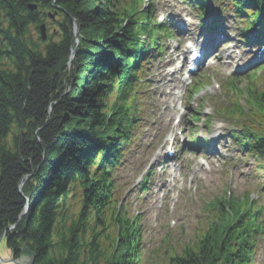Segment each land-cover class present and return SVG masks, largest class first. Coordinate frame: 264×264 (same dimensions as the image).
Returning <instances> with one entry per match:
<instances>
[{"label": "trees", "instance_id": "16d2710c", "mask_svg": "<svg viewBox=\"0 0 264 264\" xmlns=\"http://www.w3.org/2000/svg\"><path fill=\"white\" fill-rule=\"evenodd\" d=\"M181 1L201 20L215 2L242 20L244 35L264 30V0ZM143 4L0 0V236L15 259L26 247L35 264H145L138 222L118 207L115 174L134 140L148 70L176 31ZM238 80L219 114L257 160L264 188V85L256 75L246 86ZM246 200L205 205L194 243L159 263L254 264L264 223Z\"/></svg>", "mask_w": 264, "mask_h": 264}, {"label": "rangeland", "instance_id": "374dc122", "mask_svg": "<svg viewBox=\"0 0 264 264\" xmlns=\"http://www.w3.org/2000/svg\"><path fill=\"white\" fill-rule=\"evenodd\" d=\"M150 3L155 5L154 18L157 22L169 21L178 31L184 30L187 33L175 37L174 41L165 39V52L148 70V87L143 90L141 111L139 114L133 112L138 122L134 124L136 127L133 130L131 151L122 161L116 183L120 185L118 207H122V215L138 222L143 237L144 263L160 264L157 256L167 250L178 251L184 245L194 243L197 239L196 231L202 230L205 224L204 206L218 198H227L232 194L242 200L248 194L258 203L256 206L262 209L259 218L264 223L263 177L258 170V162L237 150L228 137L229 132L235 128L227 123L224 114H219V111L227 109L232 103V89L228 87L232 78L241 76L238 84L246 86L249 75L257 73L258 87L264 85V59L248 66L244 73L234 71L233 66L223 62L231 47L239 49L240 55L237 56L243 61L246 57L253 58L251 48L263 44L243 42L241 21L228 8L222 11L220 6L212 2L205 20L218 19V27L213 31H201L197 14L180 0H145V6ZM219 36L221 39L213 45L215 52L192 77L195 82L199 74H202L208 79V85L191 100L185 95L183 100L187 109L182 122L177 125L176 117L180 109L176 100L177 97L181 99L180 95L187 91V86L179 76L176 77L179 82L169 84L170 68H166L173 66L171 55L178 51L180 38L196 39L206 47L209 45L207 40L212 42ZM249 36L252 39L255 33L252 31ZM180 49H185L184 42ZM176 84L180 85L175 87ZM191 115H196L198 119L190 121ZM180 131L187 139L183 145L179 140L175 142L173 148H177L178 158L172 164H166V148L171 145V137L168 136L174 132L180 139ZM192 136L201 142L202 147L196 151L189 150L187 146V140ZM207 143L210 144L209 150L204 153L203 148ZM201 158L207 160L206 165L200 162ZM175 165H178L180 175L174 173L172 168ZM151 170L153 173L148 180L150 190L143 191L141 180ZM1 250L4 256L10 258L5 238ZM18 259L14 258L15 261ZM253 262L264 264V236L260 238Z\"/></svg>", "mask_w": 264, "mask_h": 264}, {"label": "water", "instance_id": "95a60500", "mask_svg": "<svg viewBox=\"0 0 264 264\" xmlns=\"http://www.w3.org/2000/svg\"><path fill=\"white\" fill-rule=\"evenodd\" d=\"M51 18H54V16H52ZM41 31H42L41 32L42 33V37L45 40L46 39L45 25H43L41 27ZM77 33H78V31H77V28L75 26V34H76V36H77ZM28 210H29V207L27 206L23 215H25L26 212H28ZM11 229L12 228H10L8 230H11ZM4 238H5V234H3L0 237V264H35L36 263V256L29 249H27L26 247L21 250L20 259H18L16 261L14 260L13 257H11V254L9 255L10 258H7L6 256H4V254L2 253V250H1Z\"/></svg>", "mask_w": 264, "mask_h": 264}, {"label": "bare ground", "instance_id": "6f19581e", "mask_svg": "<svg viewBox=\"0 0 264 264\" xmlns=\"http://www.w3.org/2000/svg\"><path fill=\"white\" fill-rule=\"evenodd\" d=\"M211 43V41L210 40H207V44H210Z\"/></svg>", "mask_w": 264, "mask_h": 264}]
</instances>
